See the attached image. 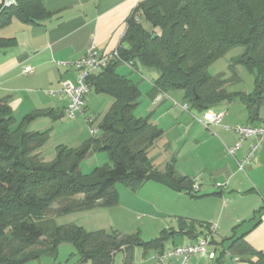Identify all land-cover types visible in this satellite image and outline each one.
<instances>
[{
    "label": "trees",
    "instance_id": "trees-1",
    "mask_svg": "<svg viewBox=\"0 0 264 264\" xmlns=\"http://www.w3.org/2000/svg\"><path fill=\"white\" fill-rule=\"evenodd\" d=\"M52 15L42 0H16L9 6L0 0V32L14 19L41 24ZM15 44L16 38L0 36V49ZM236 49L239 54L231 59L230 74H209L214 62ZM117 50L120 59L112 58L88 79L90 92L109 94L114 100L100 121L101 135L79 147L57 145L52 161H46L42 152L52 127L29 130L28 126L42 116L54 122L62 119L66 109L34 111L18 122L9 97L0 99V264H27L43 255L56 258L63 244L75 248L76 264H114L119 253L123 264H134L137 248L145 255L151 250L158 255L171 238L210 226L179 217L177 229L165 228L156 238L144 240L140 232L89 231L77 223L58 224L55 218L118 206V183L136 192L155 181L199 196L192 178L180 175L173 166L160 172L154 164L150 152L164 130L151 114L135 113L141 103L139 83L118 68L131 63L138 73L142 74L141 67L155 73L149 96L182 90L188 111H215L223 102L239 99L252 114L255 106L264 103V0H141L127 19ZM240 66L255 76L251 92L228 90L242 80ZM97 152H106L109 161L83 172L82 163ZM233 231L221 242L213 240L222 247L218 261L231 253L246 257L251 264H264V250H255L245 235L238 237L236 228Z\"/></svg>",
    "mask_w": 264,
    "mask_h": 264
},
{
    "label": "crops",
    "instance_id": "crops-1",
    "mask_svg": "<svg viewBox=\"0 0 264 264\" xmlns=\"http://www.w3.org/2000/svg\"><path fill=\"white\" fill-rule=\"evenodd\" d=\"M42 1L47 10L53 14L49 19L41 24H27L14 19L4 28L7 29L4 34H2L4 29L0 32L2 37L16 38L14 46L0 49V99L9 97V104L18 122L34 111L65 110L69 104V98L65 94L57 91V94L51 95L44 90L55 85L57 89L61 88L63 80L77 81L79 70L75 63L88 52L92 42L95 43L100 55L111 54L117 50L127 29V19L141 0ZM145 25L150 29L148 23ZM127 65L131 72L126 69L123 71L119 69L118 72L129 75L138 82L139 78L131 75L136 71L129 64ZM26 66H32L34 71L26 74L24 72ZM152 74L155 75H153L154 81L157 75ZM152 87L153 83L148 89L151 90ZM170 98H174L170 92H161L151 98V103L161 106L164 104L158 116L165 118L164 115L170 114L171 121L175 122L173 126L179 135L161 146V153L165 157L162 164L157 166L152 160L160 172H166L170 166H173L180 175L192 178L199 186L197 192L199 196L193 197L185 191H177L164 184L148 181L136 192L120 190V203L124 196L132 197L133 205L136 206L140 216L159 220V223L170 220L177 224L176 227L172 225L163 229H177L179 217L205 223L218 221L220 225L217 224L219 227L222 225L224 232L231 227L232 231L236 228L235 234L238 237L245 235L246 242L255 250H264V209L258 218L251 220L254 213L264 206V143L245 171L239 169V162L248 155L255 139L244 140L234 154L229 151L239 141V136L233 127L243 124H264V103L258 107L255 117L242 104L239 117H231L226 111L221 124L206 127L202 122L191 121L192 117L195 118L193 111H186L187 114L179 115L178 110L174 108V101ZM86 103L88 107V98ZM220 107L221 105L215 111H221ZM198 113L201 118L203 112ZM43 117L49 121L48 127H37L36 123L39 121L37 119L28 126L29 130H44L54 126L50 117ZM152 121L164 130L165 135L166 127L155 117H152ZM224 124L230 128H225ZM159 141L154 148L159 145ZM187 142L190 144V149L185 150ZM182 143L184 144L179 149L178 146ZM90 156L94 157V154ZM97 161L98 157H95L90 166L95 165ZM233 211L241 214L235 213L231 216ZM83 212L86 213V211ZM95 213L94 215H98L97 212ZM224 213H226L225 216ZM100 215H103V212H100ZM91 218L92 216L85 218L89 223L83 220L82 223L77 224L89 231L107 229L105 227L108 226L105 223L107 221L103 219L96 224L105 223V225H98L101 227L97 229H88L93 223ZM243 224H247V228L241 232L237 231V228ZM199 227L193 235H177L170 239H173L171 244H168L170 241L168 240L165 250L173 246L196 242L206 231L205 226ZM233 234L234 231L230 236ZM176 237H180L181 240L176 241ZM215 240L223 241L218 236ZM221 249L219 244L212 242L209 251L215 252V259L196 254L188 264H251L243 259L244 256L231 253L226 254L220 263L218 256ZM152 252H154L153 255H151ZM155 253L154 250L146 255L143 252V256L151 262L152 256L155 258ZM147 261L140 263L149 264Z\"/></svg>",
    "mask_w": 264,
    "mask_h": 264
},
{
    "label": "rangeland",
    "instance_id": "rangeland-1",
    "mask_svg": "<svg viewBox=\"0 0 264 264\" xmlns=\"http://www.w3.org/2000/svg\"><path fill=\"white\" fill-rule=\"evenodd\" d=\"M7 29H4L2 31V34L6 32ZM239 54V51L236 49L234 51H231L228 53V55L224 58H221L214 62L208 69L209 74L211 75H217L219 73H226L230 74L229 70V64L231 62L232 57ZM122 67V68H121ZM123 71V69H126L127 71L131 72L129 66L127 64H122L119 66L118 70ZM239 75L241 77V81L235 84H232L228 87V90L231 92H238V91H246L251 92L253 91L255 87V76L253 73H251L249 70L244 68L243 66H240L239 68ZM119 70V71H120ZM141 70L143 71L142 74L133 73L131 75H135L139 78L138 83L139 87L141 89L142 95H141V103L135 113L137 115H143V117H146L150 114H152V117H155V119H158L160 123H162L166 127L165 135L163 138L159 141V145L154 148L150 152L151 158L154 160V162L159 166L165 161V157L162 155L161 146L163 143H167L170 139H174L178 137L179 132L176 130L174 121L172 120V117L170 114L164 115L165 118H161L158 115L161 113L162 109L160 104L154 105L152 104V99L149 96V86L153 83V75L150 72L145 71V68L141 67ZM143 75V76H141ZM155 76V75H154ZM70 80H63L61 82V88L57 89V85L54 87H48L46 90L47 93L50 91H61L62 86L64 83ZM71 82L75 83L76 81ZM53 85V84H52ZM170 94L174 98H170L171 101H174V108L178 110L179 115L182 113H185L186 110L183 108L184 99L183 94L184 91L176 89L170 92ZM64 95V94H63ZM86 98H88L89 106L86 107V99L84 103V109L85 112L83 113H77L76 116L71 117L68 114L62 119H59L54 122V126L52 127L49 135V139L46 142V144L42 148L43 156L45 157L46 161H52L56 157V147L60 143H63L65 145H68L70 147H79L81 146L86 140H88L91 137H98L101 135L100 130V121L103 118L104 113H106L107 110L110 109L113 97L109 94L104 93H96L94 90H92L90 93L86 95ZM168 102V101H167ZM242 102L239 99H236L234 102H223L221 104V107L219 110L223 112L224 114L229 112L228 115H231V117H239L240 116V107L242 106ZM161 109V110H160ZM184 111H182V110ZM157 112H155V111ZM218 110V108H217ZM182 111V112H181ZM193 115H195V118H191V121H200V116L198 111L192 110ZM156 113V114H155ZM155 114V116H154ZM173 114V113H172ZM38 123H36L37 127L44 128L48 127L49 121H46V119L42 116V118H38ZM225 125V124H224ZM226 126V125H225ZM190 142V141H189ZM187 142V145L185 146V150L190 149V144ZM184 143L180 144L178 147L179 149L182 148ZM184 150V152H185ZM95 157H98V161L95 165L92 167L90 166V163L95 159ZM105 158V159H104ZM109 161L108 154L106 152H97L94 153L93 156H89L81 165L83 172L89 173L91 172L94 167L103 165L104 163ZM117 187L120 190L126 189L128 192L132 193L133 191L124 186L123 184L118 183ZM136 199V198H135ZM134 200L132 197L124 196L121 203H119L118 206L110 208V209H103V207H97L94 209H91L90 211L85 212H77V213H70L66 215H59L56 216L55 222L58 224H68V223H82L83 220L87 221L85 218H88L89 216H92L91 221H93L92 224L89 226L91 228L88 229H97L101 226L98 225H105L107 223L108 226H105L107 231H113V229H117L122 233H135L140 232L141 237L144 240H151L153 238H156L159 236L161 230L164 227H170L172 225H175L176 223L171 222L170 220L163 222H158L159 220H152L149 217H142L138 213V210L136 209V206L133 205ZM95 212L98 213V215ZM100 212H103V215H100ZM237 213L238 215L241 214L240 212H232L230 214L233 216V214ZM75 214V217H74ZM226 213H224L225 216ZM171 218V217H170ZM106 220L107 222L96 224L98 221ZM169 219V218H168ZM161 221V220H160ZM88 222V221H87ZM219 225L220 222L216 221ZM89 223V222H88ZM163 223V224H162ZM226 225H228L226 223ZM200 228V227H198ZM247 228V224H243L237 228V231L241 232L244 229ZM207 231V228H206ZM233 233L232 227L229 228L226 232L223 231L222 225L218 229V238L220 240L226 239L227 236H230ZM180 237H176V241H180ZM225 245L227 246L229 242L225 240ZM173 242V239L168 242V244H171ZM136 258H135V264H141L140 262L147 261L145 257L143 256V249L137 248L136 249ZM152 251V250H151ZM155 251V250H154ZM154 252H152L151 255H153ZM156 254V253H155ZM123 254L119 253L116 256L115 263L114 264H123ZM246 258V257H245ZM78 260V256L76 255V250L71 244H63L59 247V253L57 257H52L49 255H43L42 257L35 259L27 264H76ZM152 264H162L159 261H157L153 256L151 258V262L147 261ZM84 264H93L92 262H87Z\"/></svg>",
    "mask_w": 264,
    "mask_h": 264
},
{
    "label": "built area",
    "instance_id": "built-area-1",
    "mask_svg": "<svg viewBox=\"0 0 264 264\" xmlns=\"http://www.w3.org/2000/svg\"><path fill=\"white\" fill-rule=\"evenodd\" d=\"M16 0H4V4L9 6L14 4ZM112 58L120 59L118 50H115L111 54H99L94 42L91 43L88 52L76 61V67L79 70L77 81L75 83L67 81L63 84L60 93L65 94L69 98V104L66 108V114L71 117L76 116L77 113L84 112V97L91 90L89 77L94 72L102 70L108 64ZM131 67V63L129 64ZM34 68L32 66H26L24 72L26 74L32 73ZM51 95L57 94V91H50ZM183 108L188 111L189 104L184 102ZM224 113L221 111L208 110L203 112L200 121L206 126L221 124L224 118ZM211 116V119H209ZM230 128L229 126H224ZM233 130L238 134L239 141L235 147L230 148L229 151L234 154L237 149L242 145V142L248 138L255 139V142L251 145V149L248 155L239 162V169L245 171L248 164H250L252 158L255 156L258 149L264 143V125L243 124L233 127ZM199 186L194 185V192L197 193ZM219 225L217 223H211L201 238L196 242L183 244L179 246H173L166 249L161 254H156L155 259L162 264H188L192 257L196 254L206 255L211 259H215V252L209 251V246L218 234Z\"/></svg>",
    "mask_w": 264,
    "mask_h": 264
},
{
    "label": "water",
    "instance_id": "water-1",
    "mask_svg": "<svg viewBox=\"0 0 264 264\" xmlns=\"http://www.w3.org/2000/svg\"><path fill=\"white\" fill-rule=\"evenodd\" d=\"M257 113H258V106H255V107L253 108V110H252V114H253V116L255 117V116L257 115Z\"/></svg>",
    "mask_w": 264,
    "mask_h": 264
},
{
    "label": "clouds",
    "instance_id": "clouds-1",
    "mask_svg": "<svg viewBox=\"0 0 264 264\" xmlns=\"http://www.w3.org/2000/svg\"><path fill=\"white\" fill-rule=\"evenodd\" d=\"M209 119H211V116H209Z\"/></svg>",
    "mask_w": 264,
    "mask_h": 264
}]
</instances>
